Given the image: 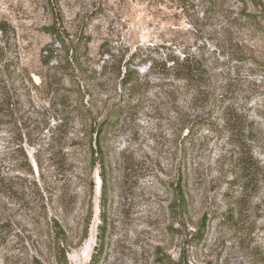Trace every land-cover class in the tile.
<instances>
[{
    "label": "rangeland",
    "instance_id": "374dc122",
    "mask_svg": "<svg viewBox=\"0 0 264 264\" xmlns=\"http://www.w3.org/2000/svg\"><path fill=\"white\" fill-rule=\"evenodd\" d=\"M0 57L35 84L0 124L34 168L0 183V264H59L61 232L89 264L101 225L98 264H264V0H0Z\"/></svg>",
    "mask_w": 264,
    "mask_h": 264
},
{
    "label": "trees",
    "instance_id": "16d2710c",
    "mask_svg": "<svg viewBox=\"0 0 264 264\" xmlns=\"http://www.w3.org/2000/svg\"><path fill=\"white\" fill-rule=\"evenodd\" d=\"M1 31L4 32V28H1ZM48 33H53L56 31V26L47 28ZM46 55H44L42 57V63L44 65H49L50 63L53 62L54 57H53V51L52 50H45ZM5 59V58H4ZM7 59V58H6ZM71 59L74 61V58L71 57ZM75 60L78 61V58L75 57ZM0 61H3V59L0 57ZM174 62V65H176L178 68H181V70L183 71H189L190 73H192L195 69L194 67H191L190 65H185L188 62V59H183V62L180 65V62L176 61V60H172ZM1 65V64H0ZM3 67L2 70H0V124H12L14 122H18V119L16 118V116L20 113V102H21V98L23 95V91L25 92V94H31L32 92V87H30V85L33 87H35V84L33 83L31 74H29L27 72L26 69H21L20 72H18V74L16 75V73H14V77H12V74H9V77L4 78L3 76H6V72H8L11 68L10 64H8L7 62H3V64L1 65ZM153 66V62H150V66L149 69H151ZM42 79H44L43 76H41ZM178 79H182V80H186V75L183 74H179L178 76H176ZM134 79H132V77H130V73L127 74L126 79L124 80L125 83H127L126 81H129L128 83H130V81H133ZM123 111V107H120L119 110L116 112V115H119L121 112ZM198 125V124H197ZM200 125H210V120L206 121L205 123L202 124V122L200 123ZM106 127V128H105ZM115 124L114 122H109L107 124H105L104 128L105 129H101L100 131L98 130L97 136H96V144L98 146V148L96 150L93 151V156L96 155L99 152V149H102L100 140L102 137L103 133H108L111 130H113L115 128ZM192 130V126L190 128H188V133L190 134ZM2 131L0 130V133ZM192 133V132H191ZM15 142H17V140H15ZM17 145V144H15ZM32 145V144H31ZM4 156V157H3ZM11 156L13 158L14 161H16L14 164L10 165V166H3V161L5 159V157H9ZM95 157V156H94ZM95 159L97 160V158L95 157ZM238 162H237V168L238 171L240 172L238 175V178L240 177H245V181L251 182V178L253 175V165H251V157L247 156L246 153L242 152L239 154V158H237ZM34 172V168H33V164L32 161L29 157V154L26 153L24 146L19 144L18 147L10 154H0V183H3V181L8 180L10 181L11 179L9 178V175L11 173H25V174H33ZM237 178V179H238ZM21 180V179H18ZM24 181L21 180V182ZM245 189V191L248 190L246 185H243V190ZM107 193H106V189L103 190L102 192V196H101V200H100V217L101 220L104 223L107 222ZM187 206H186V199L184 196V191L181 185H179V188H175V200L173 202V204H171V211L173 213H176L178 215H182L186 212ZM61 236L58 239V243H57V250H56V255L57 258L59 259V264H67V256H66V249L68 247V240L65 236V234H63V232H61ZM105 233H106V227L105 226H100V230L98 232V241L97 244L94 248V252L91 258V261L89 262V264H98L99 263V259L103 253V247H104V240H105ZM34 264H42L39 261H35Z\"/></svg>",
    "mask_w": 264,
    "mask_h": 264
}]
</instances>
